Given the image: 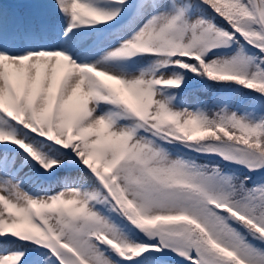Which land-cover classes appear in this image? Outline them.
<instances>
[{
  "label": "snow or ice",
  "instance_id": "obj_1",
  "mask_svg": "<svg viewBox=\"0 0 264 264\" xmlns=\"http://www.w3.org/2000/svg\"><path fill=\"white\" fill-rule=\"evenodd\" d=\"M0 264H264V0H0Z\"/></svg>",
  "mask_w": 264,
  "mask_h": 264
},
{
  "label": "bare ground",
  "instance_id": "obj_2",
  "mask_svg": "<svg viewBox=\"0 0 264 264\" xmlns=\"http://www.w3.org/2000/svg\"><path fill=\"white\" fill-rule=\"evenodd\" d=\"M6 2H9V3H12V4H15V3H24L25 2V0H6ZM10 11H17V12H20V13H24V12H26L27 11V9L26 8H24V7H19V8H10L9 9Z\"/></svg>",
  "mask_w": 264,
  "mask_h": 264
},
{
  "label": "trees",
  "instance_id": "obj_3",
  "mask_svg": "<svg viewBox=\"0 0 264 264\" xmlns=\"http://www.w3.org/2000/svg\"><path fill=\"white\" fill-rule=\"evenodd\" d=\"M197 86H198V85H194V86H192V87H197ZM192 87H190V88L188 89V91H191V90H192ZM199 95L201 96L202 99H207L208 96H209V94H207V93H200Z\"/></svg>",
  "mask_w": 264,
  "mask_h": 264
}]
</instances>
